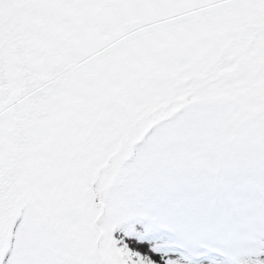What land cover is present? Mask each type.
<instances>
[{
    "label": "snow or ice",
    "instance_id": "snow-or-ice-1",
    "mask_svg": "<svg viewBox=\"0 0 264 264\" xmlns=\"http://www.w3.org/2000/svg\"><path fill=\"white\" fill-rule=\"evenodd\" d=\"M0 264H264V0H0Z\"/></svg>",
    "mask_w": 264,
    "mask_h": 264
}]
</instances>
